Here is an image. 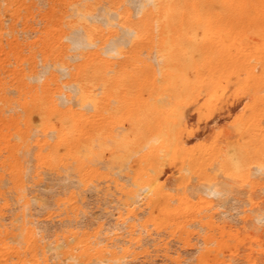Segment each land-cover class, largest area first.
<instances>
[{
    "label": "bare ground",
    "instance_id": "6f19581e",
    "mask_svg": "<svg viewBox=\"0 0 264 264\" xmlns=\"http://www.w3.org/2000/svg\"><path fill=\"white\" fill-rule=\"evenodd\" d=\"M36 4L0 0V221L6 219L3 210L14 212L9 227L0 222V264L117 263L153 235L190 245V226L207 231L199 260L208 264L224 237L233 236L231 226L216 222L232 224V207L223 209L231 215L215 217L229 201L227 186H252L254 177L264 178L261 94L234 112L232 129L225 127L230 134L225 128V135L215 132L213 116L232 92L250 95L264 77V0H47L42 26L34 28L29 22ZM208 122L209 144L189 148L188 138ZM44 178L65 182L54 201L57 213L47 210L42 221L63 216L61 223L75 222L86 194L113 190L115 225L127 237L115 234L105 243L100 225L91 234L78 237L70 230L62 242L44 244L32 210L41 215L50 202L42 198L45 204L37 206L29 190ZM255 206L251 202L237 215L247 225L255 222L258 233L264 211ZM257 233L264 238V231ZM114 240L124 242L115 248L120 252L108 249ZM159 242L168 249L167 241ZM63 246L69 247L59 259ZM107 251L110 258L103 256ZM254 259L248 262L264 257Z\"/></svg>",
    "mask_w": 264,
    "mask_h": 264
},
{
    "label": "rangeland",
    "instance_id": "374dc122",
    "mask_svg": "<svg viewBox=\"0 0 264 264\" xmlns=\"http://www.w3.org/2000/svg\"><path fill=\"white\" fill-rule=\"evenodd\" d=\"M40 1H41L42 4H40ZM35 2L36 3H39V5L36 4V7L34 9H32V11L35 14V17L36 18L34 17V20L33 21H30L29 24L32 25L34 28H40L42 26V23L40 22V15L43 14L44 11L48 9V4H47V0H35ZM45 4H46V6H45ZM37 21L40 22V23L38 24ZM21 27H22L21 22H19V24L17 25V29L19 30V35H18L19 38H21V36L23 35V33L21 32ZM36 36L37 35L33 34L30 38L34 39ZM30 38H28L29 41L32 40ZM251 63L252 64H256V61L255 60H252ZM40 66H41V63L39 62L38 69H40ZM11 67L12 66H9V68H11ZM257 67L259 68V65ZM255 74H259V71H256L255 70ZM256 91H258V93ZM249 92H251L253 95L250 94V93H249L250 95H248V94L244 95L243 93H239V94L236 95L233 92H232V94L229 95L228 100L222 106V108L220 109V111H217L213 115L215 117H218L217 118V128L218 129H216L215 132L224 131L226 129L225 127H227L226 125H228L230 127L232 121L234 120V118L241 112V109H242L241 107H243V105H245L247 103H250L254 95L261 94V97L264 98V77L261 78V80L258 81L255 86L251 87V89L249 90ZM245 98H246V102H245ZM238 111H239V113H238ZM234 112L237 113V115L234 114ZM231 113H232V116H231ZM191 117L194 118V119L192 118V122L195 124L196 123V117L194 115L193 116L191 115ZM221 125H222V127H221ZM210 126H211L210 122H208L207 124L201 123L200 126L194 130L193 135L188 138V140H187L189 142L188 145H190L188 147L189 148H192V149H195L198 146H200L201 144L202 145L209 144V142L211 140V137L213 135V132H211L209 130ZM220 127H221V129H220ZM229 127L226 129L227 131L225 130L227 133L229 132L228 131L229 130ZM225 131H224V135L226 134ZM230 132H231V130H230ZM221 133H223V132H221ZM228 134H230V133H228ZM192 138H193V140H192ZM194 138H196L195 139L196 141L194 140ZM254 178H256V179H253V183H255V181H256V183L253 184L252 186L251 185H243V186H241L239 188L238 187H235V186H232V187L231 186H227V189L229 190L227 192V201L229 200L227 202L228 204L226 203L227 205L225 204L223 207H221V208L219 207V209H218V208H216L217 206L214 203L215 206H216L215 207L216 211H217V209H218L217 212L220 213V211H221V215H219V213H218L215 217L219 218V217L222 216V218H224L223 215H222V212H226V211L228 212V210L231 209V207H232L233 211L231 209V212L232 213L234 212L233 214L235 216H233V217L235 219H233L232 216L230 218V215H231L230 214L231 213L230 211L228 212L230 215L229 216H225V217H227V218L229 217L228 220L229 219H231V220L233 219L232 220L233 222L230 220L232 222V224L229 221H227V219H225V218H224V220H225L226 223H224V221H222V220H219L221 218H219V219L216 218L217 220L215 219L218 224L221 223L220 225H228V226H231V233H232L233 236L231 238H227L226 236L224 237V240L226 241V243L221 246V249L220 250L214 251V252H211L210 253V255L207 258L209 260L208 264H218V263L220 264V261L222 259H224L226 261L229 260L230 262H232V264L234 262H236V260L238 261V263H235V264H251V263L248 262V259L253 260L255 258L254 261H256L259 258H262V255L264 257V246H263L264 245V238L263 237L261 238L259 235L258 236L261 239L257 237V235L255 234V233H257V232H255V231H257L256 227H255L256 230L253 231V225L256 226L255 222L253 221L254 223H252V221L249 220V222H251V223H249L247 221V223H248V225H247V224H245L246 222L244 223L241 220V217L243 216V214H240L239 216L237 215L238 214L237 212H238L239 209L240 210L248 209L250 207V203L251 202L256 203L257 206H255V208H254L256 211H259V208L261 209L260 211H264V202L262 201V200H264V193H263L264 187H262V186H264V178H262L263 180L262 179H259L257 177H254ZM54 179L55 180L57 179L56 182H54L55 181ZM51 180H53V181H51ZM50 182H52V183L50 184ZM63 182H65V181H62V179H59V178H51V179L49 178V180H46L44 178L43 181L41 182V183H44V184H41V183H39L38 185H33L32 184L30 186V189H29V190H32V192L34 191L33 193L30 191L31 192L30 193V196H31V194H32V196H36V198H37L36 205L37 206L39 205L41 207L42 203H44V199H46V201L48 200V202H50V203H47L46 202L47 204L44 203L45 204L44 206H46V205L49 206L48 209L46 207H41L42 209L45 208V211H43L41 215H38L37 214L38 211H36L34 209L32 210V213L34 212L33 214H36V215H34L32 217V219L35 221V224L34 225L39 228V230H38L39 235L38 236H43L45 240L47 239L46 241L43 240V243L44 244H49V243H52L53 242L51 245H54L56 243L62 242L63 241V237L65 235H68V233H69L70 230H72L73 232H75V234L78 237H81V236H83L86 233L91 234L94 231H96L99 228L100 225H101V230H103V231L100 232V236L101 237H105V243H106V239L107 238L114 237L115 234L122 235V240L127 237V235L125 233V230H123V229L120 230L119 227L115 225L116 215L118 214V209L115 208V207H118V204H116V203H118V201H117V197L118 196L114 193L113 190H110L109 192L100 191L98 193H91V194L89 193V194H86L85 195V199L88 200V201H85V202L86 203L89 202V203H87V205L85 203L82 206V212H79V214L81 213L84 216L83 215L80 216L78 214L81 218L82 217H85L84 220L82 221V223L81 222H79V224L77 223L80 220V217L79 216H77V220H76L77 222L76 221L75 222L73 221L72 223H70L71 225L69 223L67 224V223H61L60 222V219L63 216H59V217L53 218V219H51L49 221H42L44 219V217H45V213H46L47 210L50 211V212L57 213V209H56V206L54 205V201L57 198L62 197L59 194H60V191H61V184ZM55 183H57V185L56 186L54 185L55 186L54 187L53 184H55ZM192 183H194V182L192 181ZM48 184H50V185L48 186ZM34 186L36 188H38V190H39L40 193L39 192H35V190L37 191V189ZM57 187H59V188H57ZM40 188L45 189L46 193L47 192L49 193V191L51 189H53V188L54 189L56 188V189L50 191V193L53 191L52 192L53 194H50L49 193L46 196V194L45 195L42 194V193H45V191H43L42 189L40 190ZM47 189H48V191H47ZM37 193H39V195ZM40 194H42L44 196L41 195L42 196L41 197ZM108 194H109L110 197L107 196ZM96 196H97V198H96ZM50 197H53V198H51L52 199L51 201H50ZM90 197H92L93 199L90 198ZM100 197H102V198H100ZM42 198H44V199H42ZM88 198H90V200ZM233 199H236V200H233ZM99 200L100 201L102 200V203H100ZM104 200H106V201H104ZM90 201L93 202V204ZM109 202H111V203H109ZM105 203L107 204V207H106ZM51 204H53V205H51ZM101 205H102V208H101ZM50 206H52L53 208L50 207ZM225 206H226L227 209H228V206H229V209L228 210H226V209L223 210L225 208ZM107 208H109V209H107ZM98 209H102V210H98ZM114 209H115V211H114ZM106 211L109 212V213L107 214ZM86 212H87V214L89 213L90 215L89 214L87 215ZM91 213L93 215H91ZM102 213H106V214H104V216H103ZM111 213H112V215H111ZM228 213H226V215H228ZM2 214H3V216L6 217V219L5 220H1L0 222L3 223L5 226L9 227L10 226V222L13 220L14 212L5 209V210L2 211ZM86 215H87V218H86ZM251 215H253V213H251ZM91 216H93V217H91ZM11 217H12V219H11ZM105 217L107 219H108V217H109V219H111V218L112 219L111 220L108 219L110 221L109 222V221H107V219H104ZM85 220H86V222H87V220L91 221V224H90L89 221L84 224V221ZM234 220L237 223H239V224H237ZM239 220L242 223L239 222ZM39 221H41V222L39 223ZM7 222H8V225H7ZM46 222L49 223V224L46 225L47 224ZM227 222H229V223H227ZM54 223H55V225H54ZM80 223L83 224V225H81ZM233 223H236V225L234 224L235 225L234 226ZM14 224L16 225V224H18V222L15 221ZM42 224H44L45 226H43ZM64 224H66V225H64ZM104 224H105V226H104ZM249 224H252V225H250L252 227V229H251L252 231L249 229V227H246V225L249 226ZM78 226H79V228H78ZM45 227H46V229H45ZM72 227H73V229H72ZM82 227H84V228H82ZM85 227H86V229H88V228L89 229L86 230ZM109 227L110 228L112 227V228L110 229ZM192 227H193V229H192ZM242 227H246V228H244L245 230L247 229L246 233H244V229ZM107 228H108V230H107ZM79 229H80V233H79ZM189 229L190 230H193L195 233L193 235H191V237H190V245H188V246H181V245H183L182 243H178L177 241H175V239H172L171 237H168L165 234H161V235H158V236L157 235H153L152 236L153 239H146L144 241V243H143V245H142L141 248H134V250H135L134 253H131L127 257H124V258L120 259L117 263H112L111 261H109L108 263L109 264H187V263L188 264H202L201 261L199 260V256H200L201 249L204 246L202 244L201 237L207 231H206V229H201L199 226H190ZM46 230H49V231H46ZM58 230H60V231H58ZM225 230L226 231H229L228 228H226ZM42 231H44V232H42ZM239 231H241V233ZM261 231H264V230L260 229L258 231V233L260 234ZM215 232L213 231L212 233H213L215 239L219 240L220 239L219 233H218V231H215ZM251 232H253L256 236L254 234L251 235L252 234ZM261 234L264 236V233H261ZM45 235L48 236V237L45 238ZM192 238H193V240H192ZM162 239H164L165 241H167V248H168L167 250L162 249L163 248L162 247V244L159 242ZM122 240H114V244H115L114 247L113 246H108V249L111 250V249H115L117 247L123 246V243L124 242ZM260 240H262V242L259 243ZM105 243L103 242L102 244H100L98 246V248L104 246ZM198 243H199V245H198ZM73 244H74V242H70L69 243V246H72ZM69 246H63L60 250H58L60 252L59 259L63 258L64 252L68 249ZM261 246H263V247H261ZM211 247H216V243L215 242L212 243L211 244ZM117 249H115V250L116 251H119ZM143 250H146V251L143 252ZM189 250H191V251H189ZM240 251H241V253H240ZM185 253H186V255H185ZM250 253H251V255H250ZM229 254H230V256H229ZM236 254H238V255L236 256ZM252 255H254V256L252 257ZM103 256L105 258H110L111 255L107 251V252L103 253ZM230 257H231V259H230ZM121 261H122V263H121ZM262 261H264V260L260 259V260H258L257 263L258 264H264V263H262ZM71 263H73L71 260L65 261V264H71Z\"/></svg>",
    "mask_w": 264,
    "mask_h": 264
}]
</instances>
